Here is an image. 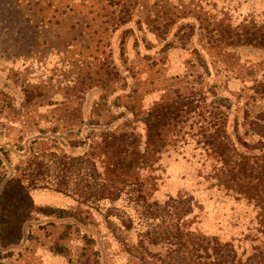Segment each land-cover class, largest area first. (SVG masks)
Wrapping results in <instances>:
<instances>
[{
    "label": "rangeland",
    "instance_id": "rangeland-1",
    "mask_svg": "<svg viewBox=\"0 0 264 264\" xmlns=\"http://www.w3.org/2000/svg\"><path fill=\"white\" fill-rule=\"evenodd\" d=\"M250 15V19L262 18L264 0H0V117L16 121L11 130L1 131L4 137L0 136V141L12 145L31 130L28 114L15 120L18 115L12 113L26 99L40 104L67 100L76 103L77 108L85 99L103 109L109 103L110 84L115 81L116 87L123 88V80L117 77H123L130 66L135 78L118 93L131 95V106H140L141 110L186 92L191 85L188 82L195 78L186 81L182 76L200 70L198 66L205 65L202 61H207L211 69L209 74L204 73L203 81L215 82L222 95H237L239 88L253 82L249 72L264 66V51L244 48L239 49V55L236 51L212 49L214 44L208 39L224 24L237 25ZM112 71L113 75L118 73L117 77L110 74ZM94 85L101 93L91 98L87 93ZM2 96H6L4 100ZM120 102L119 98L115 100V104ZM53 109L42 106L37 114L50 115ZM71 112L55 110L60 117L71 116ZM130 121V117L123 118L117 130L130 128ZM11 156L12 164L21 160ZM188 156L171 153L163 158L160 180L150 191L152 199L161 202L169 195L193 194L198 217L193 215L187 220L191 229L216 235L222 241L240 238L241 231L248 233L245 228L254 215L252 207L244 200H231L218 188L207 189L203 181L199 183L203 180L197 176L200 164ZM231 158L234 164L244 163L235 154ZM54 159L51 156L46 160L53 163ZM57 163L61 168L62 163ZM248 163L257 168L264 166L260 160ZM64 166L71 170L60 180L98 209L93 214L88 212L85 222L93 225L108 217L119 239L147 264L202 263L191 245L170 251L165 238L180 229L170 210L153 217L159 209L140 200L135 186L126 187L117 199L95 200L90 195H96L99 187L97 171L91 165L81 170L79 164L73 166L71 162ZM14 189L10 195L0 194V264H80L51 248L62 222L29 211L31 204L72 210L76 207L73 198L52 188L30 190L28 195L20 194L16 186ZM150 213L153 218L148 216ZM244 213L247 218L239 223ZM120 216L131 220L129 227L122 224ZM237 217L240 219L236 221ZM77 243L81 245L82 241ZM255 243H236L239 255L234 264H264V251L259 249L258 256L247 259ZM216 258L210 263L218 264Z\"/></svg>",
    "mask_w": 264,
    "mask_h": 264
},
{
    "label": "trees",
    "instance_id": "trees-1",
    "mask_svg": "<svg viewBox=\"0 0 264 264\" xmlns=\"http://www.w3.org/2000/svg\"><path fill=\"white\" fill-rule=\"evenodd\" d=\"M250 18L251 15L237 25L227 23L219 27L220 30L208 39V43L214 44L212 49L238 53L244 48L264 51V15L261 19ZM202 63L205 65L198 66L201 71L192 70L182 76L186 81L189 77L195 78L188 82L191 85L187 86L186 92L153 102L145 110L131 106V95L118 93L126 90L128 81L135 78L131 66L123 77H117V72L113 75L114 71L110 73L123 80L121 85L124 87H116L113 81L106 99L109 103L101 110L92 100L84 99L77 108L76 103L67 100L40 104L26 99L23 105L16 107L18 111L13 109L12 113L18 115L15 120H20L23 113L28 114L31 130L12 145L0 141V194L10 195L16 186L22 195H28L30 190L52 188L72 197L76 203L72 210L50 205L31 204L29 207L30 212L62 222V229L51 248L70 262L147 264L119 239L109 225L108 217L93 225L84 221L88 212L93 214L98 209L89 199L79 198L60 180L71 170L64 166L66 162L73 166L79 164L80 170L84 165H91L97 171L99 187L96 195H90L95 200L117 199L126 187L135 186L140 200L159 209L153 217L170 210L175 215V226L180 228L179 232L165 238L171 252L188 244L194 247L201 264H211L215 257L218 264L227 261L234 264L239 255L236 243L256 242L247 259L258 256V251H264V166L257 168L248 162L264 161V66L252 69L249 74L254 78L253 82L239 88L237 95L228 96L218 92L215 82L203 81L204 73L209 74L211 69L207 61ZM97 93H101L99 86L94 85L87 95L91 94L92 98ZM5 97L2 96V100ZM118 98L122 102L115 104ZM42 106L54 109L50 115L39 116L37 109ZM59 108L72 111L71 116H56L55 110ZM128 117L131 127L117 130L116 126ZM15 123L7 116L0 117V136L4 137L1 131L11 130ZM171 153L184 157L189 153L188 157L196 158L200 164L197 176L203 180L199 183L203 181L207 189L218 188L231 200H244L252 207L254 215L249 217L245 228L248 233L241 231L240 238L222 241L216 235L207 236L191 229L187 220L193 215L198 217V202L193 194L169 195L161 202L152 199L150 191L160 180L161 162ZM232 154L244 163L234 164ZM11 155L21 160L12 164ZM51 156L55 158L53 163L46 160ZM57 162L62 163L61 168ZM109 162L112 168L108 167ZM148 185H151L150 189ZM148 216L153 218L151 213ZM245 218L247 213L242 214L241 219L237 217L236 221L240 219L239 223H242ZM119 219L129 227L131 220L128 217L120 216ZM184 223L187 228L182 230ZM79 241H82L81 245L76 244ZM151 244H155L154 240ZM225 256L230 260L222 259ZM196 261L191 264H199Z\"/></svg>",
    "mask_w": 264,
    "mask_h": 264
}]
</instances>
